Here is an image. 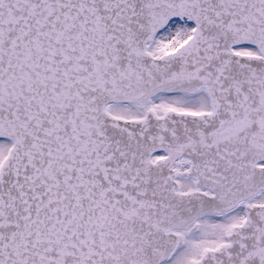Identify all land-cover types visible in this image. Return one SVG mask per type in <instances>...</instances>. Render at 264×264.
Here are the masks:
<instances>
[{
	"label": "snow or ice",
	"instance_id": "snow-or-ice-1",
	"mask_svg": "<svg viewBox=\"0 0 264 264\" xmlns=\"http://www.w3.org/2000/svg\"><path fill=\"white\" fill-rule=\"evenodd\" d=\"M0 264H264V0H0Z\"/></svg>",
	"mask_w": 264,
	"mask_h": 264
}]
</instances>
